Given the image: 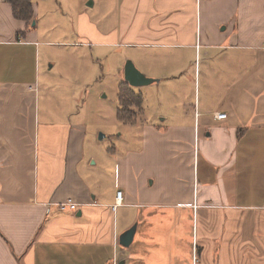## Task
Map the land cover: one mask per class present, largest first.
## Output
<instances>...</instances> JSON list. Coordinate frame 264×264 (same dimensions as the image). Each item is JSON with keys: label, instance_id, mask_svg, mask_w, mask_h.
<instances>
[{"label": "crops", "instance_id": "0c3cea01", "mask_svg": "<svg viewBox=\"0 0 264 264\" xmlns=\"http://www.w3.org/2000/svg\"><path fill=\"white\" fill-rule=\"evenodd\" d=\"M106 1L86 39L156 80L131 87L112 184L71 107L40 98L37 6L27 24L0 0V264H264V0H116L112 22Z\"/></svg>", "mask_w": 264, "mask_h": 264}, {"label": "rangeland", "instance_id": "374dc122", "mask_svg": "<svg viewBox=\"0 0 264 264\" xmlns=\"http://www.w3.org/2000/svg\"><path fill=\"white\" fill-rule=\"evenodd\" d=\"M93 1L96 2L95 8H89L88 4ZM31 2L37 6L33 22L41 43L40 98L43 101H61L63 111L71 107L73 121L86 129V146L90 153L98 161L103 156L111 158L107 172L112 184V159L118 153L133 149L138 139L135 129L117 118V96L120 85L124 83V66L128 61L121 58L124 51L119 46L99 49L91 44L85 37L83 21L80 20V15L86 14L96 20V15L103 12L102 0ZM115 2L107 0L104 6L111 22L116 13ZM109 24L110 30L115 28L110 21ZM133 92L139 94L138 91ZM145 96L147 105L156 108L154 91H147ZM123 212L119 211V223L122 220L128 222L129 217Z\"/></svg>", "mask_w": 264, "mask_h": 264}, {"label": "trees", "instance_id": "16d2710c", "mask_svg": "<svg viewBox=\"0 0 264 264\" xmlns=\"http://www.w3.org/2000/svg\"><path fill=\"white\" fill-rule=\"evenodd\" d=\"M12 7L13 16L17 20L29 24L32 22L33 10L30 0H6ZM117 118L120 122L132 124L135 120L134 109L139 108L142 98L134 94L132 88L122 83L118 91Z\"/></svg>", "mask_w": 264, "mask_h": 264}, {"label": "water", "instance_id": "95a60500", "mask_svg": "<svg viewBox=\"0 0 264 264\" xmlns=\"http://www.w3.org/2000/svg\"><path fill=\"white\" fill-rule=\"evenodd\" d=\"M124 80L130 87L133 88L148 86L153 82H156V80L146 78L143 74L136 70L130 61H127L124 66ZM135 231L136 228L133 226L121 234L118 238L119 245L123 248H128L133 242Z\"/></svg>", "mask_w": 264, "mask_h": 264}, {"label": "built area", "instance_id": "2783aa9c", "mask_svg": "<svg viewBox=\"0 0 264 264\" xmlns=\"http://www.w3.org/2000/svg\"><path fill=\"white\" fill-rule=\"evenodd\" d=\"M214 118L216 120H224L226 118V115L224 113H215L213 114ZM121 197H122V193L121 192H117L116 193V200H115V205L118 206L121 203ZM59 208H61L62 210L65 208H68L70 210H75L77 208V205L74 204L71 200H68L65 203L62 204H58L57 205Z\"/></svg>", "mask_w": 264, "mask_h": 264}]
</instances>
